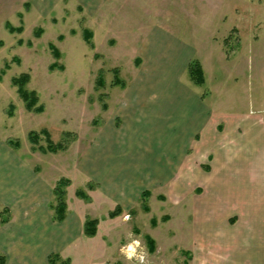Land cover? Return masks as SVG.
<instances>
[{
    "label": "rangeland",
    "instance_id": "1",
    "mask_svg": "<svg viewBox=\"0 0 264 264\" xmlns=\"http://www.w3.org/2000/svg\"><path fill=\"white\" fill-rule=\"evenodd\" d=\"M6 22L22 31L10 32ZM84 29L91 32L89 41ZM0 41V143L26 164L22 183L48 185L50 198L36 207L47 215V220L38 218L39 229H65L53 219L50 206L55 204V184L60 178L69 180L66 244L43 253L51 244L45 238L47 246L38 248L39 254L25 249L37 241L20 237L23 255L17 251L18 261L49 264L48 256L57 253V263L139 264L136 254L143 250L150 264H189L188 242L167 236L165 226L175 216L156 191L143 193L130 209L97 199L99 184L93 177L109 159L91 157V150L99 135L114 136L129 123L126 113L136 104L131 92L140 76L147 72L153 78L167 66L146 61L142 48L147 43H163L160 50L177 44L181 50L173 61L178 69L185 57L197 59L204 72L198 87L206 101L226 104L231 112L254 109L264 115V0H0ZM49 44L58 49V58ZM22 73L29 75L26 88L36 93L41 112L28 111L11 82ZM41 130L62 148L48 151ZM30 131L38 134L35 145ZM117 207L120 211L110 216ZM4 208L7 223L12 212L4 206L0 212ZM87 219L98 221L93 236L83 231ZM151 226L157 229L156 254L145 241ZM0 256L5 263L6 256Z\"/></svg>",
    "mask_w": 264,
    "mask_h": 264
},
{
    "label": "crops",
    "instance_id": "2",
    "mask_svg": "<svg viewBox=\"0 0 264 264\" xmlns=\"http://www.w3.org/2000/svg\"><path fill=\"white\" fill-rule=\"evenodd\" d=\"M160 47L147 43L142 54L148 62L167 63L164 71L140 76L129 123L114 136L102 132L91 150V157L109 159L93 177L97 199L130 209L143 191H156L175 216L165 226L167 236L188 242L189 264H264V115L206 101L186 73L190 59L179 69L173 61L180 47ZM6 145L0 143V208L7 207L12 219L0 226V252L4 264H29L17 259L20 237L37 241L25 248L37 251L48 238L46 253L66 244L67 218L63 231L39 229L38 218L47 215L36 207L50 198L48 185L22 183L26 164ZM145 234L156 254L157 229Z\"/></svg>",
    "mask_w": 264,
    "mask_h": 264
},
{
    "label": "trees",
    "instance_id": "3",
    "mask_svg": "<svg viewBox=\"0 0 264 264\" xmlns=\"http://www.w3.org/2000/svg\"><path fill=\"white\" fill-rule=\"evenodd\" d=\"M6 28L10 31V32H21L22 31V27H13L11 26L9 23L6 22ZM41 32V30H37V32ZM38 35V33H37ZM83 37L85 38V40L89 41L90 37H91V32L84 29L83 30ZM1 44V41H0ZM49 48L52 51L53 55L55 57H59V51L58 49L53 45V44H49ZM8 67V64L5 65V68ZM51 67H55L54 65H51ZM4 73V71L1 72V74ZM187 73H188V77L190 79L191 82H193L195 85H202L204 83V72H203V68L201 66V63L197 60V59H193L191 61H189L188 65H187ZM29 81V75L28 73H22L18 76L12 77L11 82L12 84L16 87L17 93L19 95V97L22 99V101L24 102V106L28 111H34V112H41L42 111V106L41 105H36L37 102V96L36 93L32 90H28L26 88V84ZM44 134H45V138L47 141V150L51 151V152H56L59 149L62 148L61 145L59 144H53L51 142V140L49 139V135L48 132L45 130H41ZM28 138L29 141L32 144H37V140H38V134L34 131H30L28 134ZM39 149L41 151H46L43 147H39ZM69 183V180L66 178H60L58 180V182L55 184L54 188H53V194L55 197V204H51V208L53 209V219L56 221H62L65 217V213H66V201H65V187L67 186V184ZM143 193H147V192H143ZM76 194L78 196H81L85 199H89V197H87L85 194H83L82 191H77ZM144 208H146V205H144ZM120 211V208H116V210H114L113 212H110L109 215L110 216H115V214H117ZM3 212L8 213V210L6 208H4L3 211L0 212V222L1 223H5L8 219L7 217L3 216ZM97 220L96 219H87L85 220L84 224H83V231L85 233V235L87 236H93L96 233V224H97ZM145 241L147 242V245L149 246V248L153 247L154 242L151 238L145 237ZM59 255L57 253L51 254L48 256V262L49 264H69L68 260L66 261H60L59 263H57V259H59ZM0 264H4V257L0 256Z\"/></svg>",
    "mask_w": 264,
    "mask_h": 264
},
{
    "label": "built area",
    "instance_id": "4",
    "mask_svg": "<svg viewBox=\"0 0 264 264\" xmlns=\"http://www.w3.org/2000/svg\"><path fill=\"white\" fill-rule=\"evenodd\" d=\"M129 251H131V246L128 247ZM133 252V251H132ZM134 252H136V248L134 250ZM136 261L139 263V264H150L147 259H146V256H145V253L143 250H140L139 253L136 254Z\"/></svg>",
    "mask_w": 264,
    "mask_h": 264
}]
</instances>
